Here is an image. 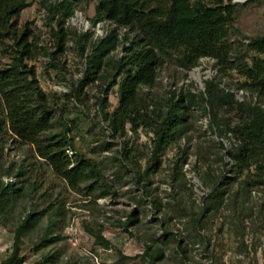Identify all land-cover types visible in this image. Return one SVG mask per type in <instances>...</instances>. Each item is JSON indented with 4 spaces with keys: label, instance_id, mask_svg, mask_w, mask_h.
<instances>
[{
    "label": "rangeland",
    "instance_id": "rangeland-1",
    "mask_svg": "<svg viewBox=\"0 0 264 264\" xmlns=\"http://www.w3.org/2000/svg\"><path fill=\"white\" fill-rule=\"evenodd\" d=\"M59 1L49 0V3ZM232 2L236 4V20L230 28V41L235 56L245 51L252 38L264 36V0ZM95 4L75 3L74 15L65 22L69 37L67 50L56 59L45 54L43 47L54 51L52 31L61 14L52 15L38 0H32L19 18V26L29 24L42 47L29 65L36 67L39 83L57 109L52 133L60 132L63 125H67L77 151L95 159L112 186V193L99 197L100 189L90 193L91 181L73 189L44 166L48 176L42 184L51 195L49 201L57 203L53 204L55 207L62 202L61 218L65 224L57 233L63 239L55 246L37 251L33 247L41 233L29 232L22 242L21 252L28 257L25 264H33L50 250L60 252L57 264H151L146 256L148 245L152 250L159 246L164 249L163 258L155 264H264V185L244 192L241 183L245 174L229 179L236 175L230 171L232 163L226 153L236 139L230 133L222 135L220 132L226 119L231 120L232 125L238 121L235 110L215 107L219 118L214 122L209 109H194V116L187 119L185 136L167 149L158 171L147 173L152 162L153 133L143 127L134 132L127 126L126 135L120 136L101 110L99 100L104 97L108 102L107 113L118 107V86L108 93L104 91L113 79L114 71L110 66L105 64L101 78L78 92L87 66L86 54L90 53L95 40L93 29L96 26L92 22ZM87 32L93 37L80 42V35ZM120 33L123 35L124 29ZM81 45L85 54L81 52ZM8 55L5 47H1L0 67L10 61ZM121 55V46L112 53L115 59ZM255 55L264 57V53L249 51L247 59ZM208 81L234 92L239 101L258 102L264 107V98L237 87L236 83L242 81L240 75L235 72L223 75L211 57L201 58L191 70L181 67L175 56L166 57L156 85L143 87L140 97L149 110L157 105L164 107L175 92L176 98L180 91L200 95L206 91ZM126 141L131 149L129 157L122 154ZM32 154L30 145L13 138L0 149V159L8 163L26 160ZM2 180L10 181V178L2 176ZM11 180L15 181V177ZM215 188L226 189L218 208H215L218 203H212L209 196ZM34 198V201H26L27 206L32 202L44 206L38 195ZM18 217L16 215L8 226L0 224V260L11 252ZM131 218L136 222L127 226ZM93 231H101L110 239L112 248L96 244ZM166 232H173L175 236L164 235Z\"/></svg>",
    "mask_w": 264,
    "mask_h": 264
},
{
    "label": "trees",
    "instance_id": "trees-1",
    "mask_svg": "<svg viewBox=\"0 0 264 264\" xmlns=\"http://www.w3.org/2000/svg\"><path fill=\"white\" fill-rule=\"evenodd\" d=\"M32 0H0V49L5 47L10 61L0 67V149L7 140L13 138L33 148L32 161L7 162L0 159V224L8 223L18 217L14 227V242L11 252L0 264H25L27 256L22 250L23 238L29 232L41 234L34 243L33 250L55 246L63 237L57 233L65 222L61 218L62 202H50L42 182L47 179L48 171L67 182L73 189L80 188L81 183L90 182V193L100 189L97 195L103 197L112 193V186L105 180L101 167L95 159L77 151L70 128L52 133L57 109L50 97L41 87L34 65H29L40 53L39 39L29 24L19 26L22 11ZM49 13H60L57 27L52 31L54 51L43 47L44 53L51 59L59 58L66 52L68 32L66 19L75 12V3L95 4V15L92 22L109 20L117 24L110 29L104 38L93 40L90 53L86 54L84 76L77 87L80 93L89 84L101 78L100 72L105 64L114 71L113 79L104 89L108 93L118 86V107L107 113V99L101 98V110L110 121L113 131L120 136L126 135V127L137 132L146 128L153 133L152 162L147 173L156 172L161 167V157L167 149L183 138L188 130L187 119L193 117V110H204L217 122L215 110L227 106L237 113L238 121L226 119L220 128L222 135L232 134L236 142L227 150L232 163L230 171L236 176L245 174L241 183L244 192L264 185V107L255 102L236 99L234 92L223 89L218 83L208 81L206 91L197 95L190 91H180L170 97L165 106L148 109L140 97L143 87L153 88L157 83L158 72L165 65V58L175 56L177 62L186 70L195 68L200 59L211 57L215 60L220 72L225 75L232 72L242 77L236 83L239 89H245L259 98H264V57L252 56L248 52L264 53V36L252 38L240 55H233L230 41V28L236 20V4L232 0H60L54 4L49 0H38ZM126 29L121 35L120 30ZM130 35H133L132 37ZM121 36V37H120ZM91 32L80 35V42L89 41ZM9 40L11 43L7 44ZM122 47V55L114 58V53ZM81 52L85 54L84 46ZM55 67H61L51 62ZM124 157H129V142L122 147ZM224 161V156L220 159ZM177 166V165H176ZM178 167V166H177ZM253 172V173H252ZM2 176L10 181L2 180ZM15 177V181L11 180ZM45 189V191H42ZM46 192V194H45ZM226 189H214L209 195L212 203L222 202ZM35 195L40 197L44 206H38ZM43 200V201H42ZM214 206V205H213ZM212 209L214 207H211ZM63 222V223H62ZM131 218L127 226L134 224ZM198 223V221H196ZM164 235H174L166 232ZM96 244L111 249L113 242L106 239L101 231H93ZM147 246L146 256L151 264L164 256L162 246L150 249ZM150 249V250H149ZM58 250L41 255L33 264H57L60 260Z\"/></svg>",
    "mask_w": 264,
    "mask_h": 264
},
{
    "label": "built area",
    "instance_id": "built-area-1",
    "mask_svg": "<svg viewBox=\"0 0 264 264\" xmlns=\"http://www.w3.org/2000/svg\"><path fill=\"white\" fill-rule=\"evenodd\" d=\"M88 24V21L85 20V26H87ZM94 26H96L93 30L95 31V40L96 39H99V38H104L110 29H113V28H117V24L113 21H109V20H103V21H99L97 22ZM105 26H110L108 29H105L104 27ZM126 29H124L125 31ZM121 32V30H120ZM121 37V36H120Z\"/></svg>",
    "mask_w": 264,
    "mask_h": 264
}]
</instances>
